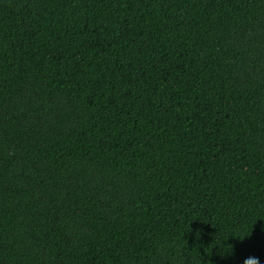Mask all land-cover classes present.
Returning a JSON list of instances; mask_svg holds the SVG:
<instances>
[{
    "label": "trees",
    "instance_id": "trees-1",
    "mask_svg": "<svg viewBox=\"0 0 264 264\" xmlns=\"http://www.w3.org/2000/svg\"><path fill=\"white\" fill-rule=\"evenodd\" d=\"M250 256L264 0H0V264Z\"/></svg>",
    "mask_w": 264,
    "mask_h": 264
},
{
    "label": "clouds",
    "instance_id": "clouds-1",
    "mask_svg": "<svg viewBox=\"0 0 264 264\" xmlns=\"http://www.w3.org/2000/svg\"><path fill=\"white\" fill-rule=\"evenodd\" d=\"M250 262H254V264H260L259 257L250 256L244 258L243 264H250Z\"/></svg>",
    "mask_w": 264,
    "mask_h": 264
}]
</instances>
